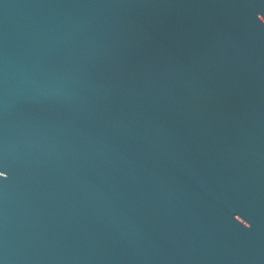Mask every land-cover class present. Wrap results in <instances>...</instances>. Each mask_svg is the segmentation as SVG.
<instances>
[{
	"label": "water",
	"instance_id": "water-1",
	"mask_svg": "<svg viewBox=\"0 0 264 264\" xmlns=\"http://www.w3.org/2000/svg\"><path fill=\"white\" fill-rule=\"evenodd\" d=\"M0 264H264V0H0Z\"/></svg>",
	"mask_w": 264,
	"mask_h": 264
},
{
	"label": "clouds",
	"instance_id": "clouds-1",
	"mask_svg": "<svg viewBox=\"0 0 264 264\" xmlns=\"http://www.w3.org/2000/svg\"><path fill=\"white\" fill-rule=\"evenodd\" d=\"M5 176V173H0V177H4Z\"/></svg>",
	"mask_w": 264,
	"mask_h": 264
}]
</instances>
